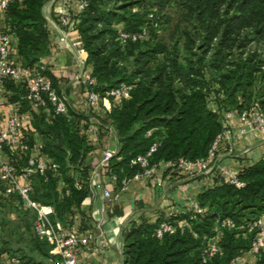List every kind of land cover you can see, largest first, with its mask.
Here are the masks:
<instances>
[{"label": "trees", "instance_id": "16d2710c", "mask_svg": "<svg viewBox=\"0 0 264 264\" xmlns=\"http://www.w3.org/2000/svg\"><path fill=\"white\" fill-rule=\"evenodd\" d=\"M84 1L83 11L77 12L75 6H71L69 13L87 54L90 75L95 82L93 91L102 98L105 92L127 84L132 87L130 98L118 104L111 100V110L104 115H101L103 104H100L83 114L52 115L45 121V110L31 111L27 103L20 100L21 94L14 84L6 83L0 90V95L9 102H20L22 109L26 107L36 114L33 131L24 130L23 143L32 146L33 133H37L42 140L39 155L48 156L58 170L53 175L48 174L47 180L39 176L32 178L42 191L39 194L38 190L35 200L52 205L54 214L65 226L71 224L66 216L71 214V208L79 207L90 194L93 160L88 157L93 151L88 137L90 127L101 137H107L108 128L115 132L118 148L106 170L115 177L118 190L123 182L143 173L138 166H132L131 161L145 155L154 143L158 147L149 160L150 167L176 163L180 159L188 162L206 159L223 126L219 115L207 104L204 73L208 66H204L202 56L192 52L194 39L200 42L199 49H207L219 38L214 62H210L219 68L221 48L236 30H251L253 38L264 37V0H166L177 9L181 21L194 23V38L188 29L181 30L179 25L176 34L161 37L158 28L169 26L171 20L149 14V9L156 5L155 0ZM45 2L13 0L2 10L5 17L2 30L17 39V60L36 72L43 68L40 60L49 53L50 32L42 15ZM53 19L56 22L57 16ZM143 29L146 36L132 42L130 36L140 34ZM121 34L129 37L123 45ZM251 62L252 57L240 62L218 82L227 104L238 113L248 104H238L237 97L243 96L253 81ZM41 74L60 93L57 80L45 69ZM8 92L14 95L8 97ZM260 106L263 107L264 102ZM4 152L10 155L12 164L23 162L10 150ZM71 170L77 173L78 188L68 175ZM173 175L184 177L177 171ZM60 176L68 189L61 202L55 192ZM236 178L243 188L223 183L222 175L215 172L214 185L197 197L196 203L204 214L195 215L193 219L189 215L170 217L171 222L187 224L172 235L155 237V230L164 219L131 223L125 235L122 264H232L236 257L247 253L256 234V231L249 233L247 228L264 215V160L242 168ZM17 213L19 224L9 230L7 222L0 218V251L18 258L20 264H57L59 258L49 254L52 246L33 232L34 214L19 209ZM28 219L32 222L28 223ZM225 219H230L235 228H221V255L202 263L203 237H212L216 225ZM240 227L243 229L239 230ZM3 232H9L11 241L2 237ZM12 244L18 248H12ZM254 264H264V251L257 255Z\"/></svg>", "mask_w": 264, "mask_h": 264}, {"label": "crops", "instance_id": "0c3cea01", "mask_svg": "<svg viewBox=\"0 0 264 264\" xmlns=\"http://www.w3.org/2000/svg\"><path fill=\"white\" fill-rule=\"evenodd\" d=\"M55 1L57 0H46L42 8V15L50 32V44L49 53L40 60V64L57 80V88L68 98L65 115L83 114L86 110L85 97L82 85L75 78L81 74H90L91 67L75 29L67 31L65 43L60 41L61 31L53 18L61 9ZM4 27L5 17L0 8V30ZM10 38L13 53L16 55L17 39L11 35ZM8 93V97H11L12 92ZM102 108L101 115H104L105 112H110L111 104L105 102ZM19 112L23 118V126L33 131L36 114L26 107ZM44 113L46 121L53 115L51 106H48ZM229 127L234 138L232 143L223 145L217 151L216 172L237 175L242 168L253 166L264 160V134L244 126L238 118L233 119ZM88 137L93 145V151L88 154V157L93 159L89 174L90 194L79 207L73 206L71 214L66 215L71 219V225H75L81 233L92 232L95 236L94 241L79 252L78 264H122L125 235L131 223H138L141 220L154 223L159 219L181 216L187 209H192L202 192L214 185L213 176L178 177L174 176L165 164H160L156 167L152 178L134 177L125 183L126 186L122 191L118 190L116 181L108 172L97 168L104 152L117 151L118 140L115 132H108L107 137H101L95 129H89ZM32 142L42 144L37 133H33ZM42 156L48 157L44 154ZM4 157L10 160V155L6 152ZM68 175L75 180L74 187L78 188L77 173L71 170ZM31 184L33 200L36 201L40 189L36 180ZM55 192L60 202L63 193L68 194L67 184L62 176L56 181ZM105 192H108L111 197L117 194L119 197L116 201H108L104 197ZM41 193L42 191L39 194ZM41 205L52 207L50 204ZM17 210L15 200L0 195V218L8 221L9 225L16 226L19 224ZM51 220L58 228L65 226V222L56 214L51 216ZM48 244L52 246L49 254L56 257L53 254V245L49 242ZM12 248L17 249L18 246L12 244ZM255 261L252 254L246 253L245 264H254ZM0 264H20V262L18 258L0 251Z\"/></svg>", "mask_w": 264, "mask_h": 264}, {"label": "built area", "instance_id": "2783aa9c", "mask_svg": "<svg viewBox=\"0 0 264 264\" xmlns=\"http://www.w3.org/2000/svg\"><path fill=\"white\" fill-rule=\"evenodd\" d=\"M12 2L13 0H1V10L4 11ZM55 3L61 9L57 14L56 24L61 31L60 41L65 43L67 31L73 29L75 24L69 13L70 7L75 6L76 11L81 12L86 7V2L84 0H57ZM146 34V31L143 30L138 35L130 36V40L136 42L143 39ZM128 39L129 37L126 34L120 35L122 43H125ZM41 71H43V68L36 72L34 69L24 67L13 53L10 34L5 30H0V90L6 83H12L16 86V91L21 94L20 100L25 101L31 111L46 110L47 104H49L54 116L65 115L68 108V98L64 93L56 92L52 88L50 80L42 75ZM75 80L84 88L86 110L96 109L100 104L111 100L117 104L127 101L132 91L130 85L121 84L105 92L101 98L98 93L93 91L95 82L90 74H81ZM19 108L20 102L12 104L7 98L0 95V195L15 200L19 210L34 213L33 232L37 238L46 240L53 245V254L59 258L57 264H78L77 256L79 252L88 247L94 241L95 236L92 232L81 233L75 225L71 224L61 228L56 227L51 220L54 209L33 200L32 178L39 176L47 180L48 174H55L58 166L51 160L39 155L42 144L29 146L23 143L26 128L23 126L22 115L18 112ZM232 117L233 114L225 116L226 121L223 124V131L215 138L206 159L195 162L180 159L176 163H165L167 169L171 172L177 171L185 176L210 175L213 170L210 164L216 159L217 151L222 145L230 144L234 138L227 122ZM240 120L244 126L253 125L255 131L264 132V119L257 117L250 120L242 117ZM92 129L93 127H90V130ZM108 132L114 133V130L108 128ZM147 135L149 136L150 133ZM157 147L158 144L154 143L145 155L137 156L131 161L132 166H138L143 170L142 174L135 177L152 178L154 176L156 167H150L149 160ZM5 149L13 152L18 161L23 160V162L12 164L9 158L4 157ZM115 154L114 151L104 152L97 168L107 171L106 167ZM108 174L116 181L111 173L108 172ZM221 175L223 183L233 185L238 189L244 187L237 180L236 175L228 173H222ZM156 185L161 186V184ZM125 186L126 184H122L121 191ZM104 197L108 201H116L119 195L111 197L108 192H105ZM203 213L204 210H201L196 203L192 209L184 211L183 215H189L190 219H193L195 215H202ZM186 226V222H171L170 218H165L155 230L154 235L156 238L161 239L163 235H172L177 228L182 229ZM221 228L232 229L235 226L230 219H225L216 225L212 237H203L205 246L201 253L202 263H206L216 255H221L219 247L222 236ZM238 229L242 230L243 228ZM247 230L249 233L256 231L249 253L257 257L260 252L264 251V215L249 225ZM232 264H245V255L236 257Z\"/></svg>", "mask_w": 264, "mask_h": 264}, {"label": "rangeland", "instance_id": "374dc122", "mask_svg": "<svg viewBox=\"0 0 264 264\" xmlns=\"http://www.w3.org/2000/svg\"><path fill=\"white\" fill-rule=\"evenodd\" d=\"M103 1L106 2V0ZM154 2L156 5L153 8L149 9V14L154 13L158 15L159 18L166 17L171 20L170 25L167 26L169 28H158V32L160 33L161 37L169 36L171 33L176 34L175 30L177 25H179L181 30L188 29L187 31L192 33V36L194 38V36L196 35L195 30L193 29V27L195 26L194 23H184L183 21H181L178 17L179 14L177 9L175 7H171L168 1L164 0L163 2V0H155ZM149 18L152 17L149 15ZM194 41L195 42L192 52H194L198 56H202L205 62L204 66H208V69H206L204 73V79L207 83V104L209 105L211 111L219 115L222 126L226 121L225 116L227 114H233V117L227 120L229 124L235 118L240 119L242 117H245L251 120L253 118L259 117L264 119V106H260V104L264 102V37L256 36L253 38V36L251 35V30H236L230 37V39L224 42V45L221 48V53L218 57V61L220 60L218 65L219 68L217 66L213 67L212 65H210V62H214L213 56L216 53L219 38L214 39L207 49L204 47H202V49H199V46H201L200 42L197 39H194ZM121 44L123 45V43ZM250 57H252L250 66L254 68L252 70L254 71L253 81L251 85L248 86L247 89L243 92L244 95H239L237 97L238 104L245 105L246 102L248 103L243 107L242 113H238L234 108L230 107V105L227 104L226 95L222 91V89H220L218 82L222 81L225 75L234 70L237 64L242 61L248 60ZM249 128L254 132L264 134V132L261 133L259 131H255L253 125L249 126ZM210 166L213 167V170L212 173L208 176H213V174L217 170L216 159L210 164ZM125 183L126 182L122 184ZM27 221L28 223L32 222L31 219H28ZM6 222L8 224V221ZM6 226L9 230L13 228L12 226L15 225L8 224ZM2 237L5 240L11 241L9 232H3ZM247 253H249V251ZM254 259H257V257L253 256V260Z\"/></svg>", "mask_w": 264, "mask_h": 264}]
</instances>
